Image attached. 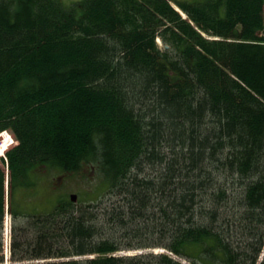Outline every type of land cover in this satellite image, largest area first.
Wrapping results in <instances>:
<instances>
[{
	"label": "trees",
	"instance_id": "1",
	"mask_svg": "<svg viewBox=\"0 0 264 264\" xmlns=\"http://www.w3.org/2000/svg\"><path fill=\"white\" fill-rule=\"evenodd\" d=\"M178 6L0 0V264H264V0ZM85 165L108 197L33 208Z\"/></svg>",
	"mask_w": 264,
	"mask_h": 264
},
{
	"label": "rangeland",
	"instance_id": "2",
	"mask_svg": "<svg viewBox=\"0 0 264 264\" xmlns=\"http://www.w3.org/2000/svg\"><path fill=\"white\" fill-rule=\"evenodd\" d=\"M62 1L66 7H70L71 5L79 2L80 0H62ZM170 1H172L173 4L176 5V3L178 2H184V1L192 2V1H203V0H170ZM160 41L159 43L162 45L161 47L164 48L165 46L163 42ZM8 133L10 134V136H12V133L10 132ZM12 138L16 142L13 136ZM15 146L16 145L10 147L9 150H11ZM1 158L2 157H0V164L2 165ZM35 173H36L35 176L37 177L35 179L37 183V186L35 187L36 190L39 189V191H43V192L45 191L50 193L46 203L41 202L43 199L41 197L42 194L40 193L35 199L36 203L32 204L33 208L37 209L41 213L50 212L53 209L58 199L61 198L70 199L72 194L77 195L79 202L85 201L87 203L96 200L97 197L98 198L101 197L99 200L101 199L104 200L105 196L108 197V185L105 179L103 178L102 174L99 173V171L94 167H92L91 165H85L79 171L71 172V173H64L61 169L50 170V169H42V168H39ZM35 188L33 190H35ZM27 196L33 198L32 192L23 193V199H27ZM9 219L11 221V218ZM8 231L9 229L5 227L3 229V236H7ZM151 251H153V249H147L142 252L147 253ZM156 252L162 253V249L156 250ZM139 253L141 252L128 251L126 252L125 255H129V254L135 255ZM183 263L190 264L186 261H183Z\"/></svg>",
	"mask_w": 264,
	"mask_h": 264
},
{
	"label": "water",
	"instance_id": "3",
	"mask_svg": "<svg viewBox=\"0 0 264 264\" xmlns=\"http://www.w3.org/2000/svg\"><path fill=\"white\" fill-rule=\"evenodd\" d=\"M71 199H72V201H76L77 200V196L73 195V196H71Z\"/></svg>",
	"mask_w": 264,
	"mask_h": 264
},
{
	"label": "bare ground",
	"instance_id": "4",
	"mask_svg": "<svg viewBox=\"0 0 264 264\" xmlns=\"http://www.w3.org/2000/svg\"><path fill=\"white\" fill-rule=\"evenodd\" d=\"M162 39V38H161ZM69 202V201H68ZM93 202V201H92ZM152 248V247H151Z\"/></svg>",
	"mask_w": 264,
	"mask_h": 264
}]
</instances>
